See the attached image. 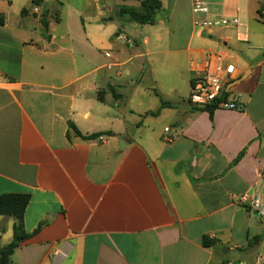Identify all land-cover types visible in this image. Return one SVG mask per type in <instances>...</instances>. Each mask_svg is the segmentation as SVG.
I'll return each instance as SVG.
<instances>
[{
    "label": "crops",
    "instance_id": "0c3cea01",
    "mask_svg": "<svg viewBox=\"0 0 264 264\" xmlns=\"http://www.w3.org/2000/svg\"><path fill=\"white\" fill-rule=\"evenodd\" d=\"M43 1L0 0V195L31 196L11 264H264L237 202L264 201V0H161L146 26L117 15L138 0ZM195 1L239 25L196 27ZM217 56L240 110L189 104Z\"/></svg>",
    "mask_w": 264,
    "mask_h": 264
},
{
    "label": "built area",
    "instance_id": "2783aa9c",
    "mask_svg": "<svg viewBox=\"0 0 264 264\" xmlns=\"http://www.w3.org/2000/svg\"><path fill=\"white\" fill-rule=\"evenodd\" d=\"M192 11L196 17L203 14L208 18L205 20L194 19V25L203 29L204 31H211L219 28H236L240 21L237 18H230L223 15H212L210 7L207 3L195 1L193 3ZM213 17L212 19L209 17ZM259 17L264 22V2L259 11ZM122 40L128 42L126 37H120ZM109 56V54H107ZM237 78V69L232 63H225L222 57L217 56L214 59L210 58L206 69L203 73L196 77L191 86L189 96V104L195 109H208L215 107V109L240 110L241 95L238 92L226 89L227 85L234 82ZM166 133L170 132L167 128ZM107 137L101 135L99 140L106 141ZM177 139L176 134H172L166 140L172 141ZM238 204L248 206L253 212H256L261 217H264V201L260 197L253 194H245L239 197ZM234 264H247L246 262H237Z\"/></svg>",
    "mask_w": 264,
    "mask_h": 264
},
{
    "label": "trees",
    "instance_id": "16d2710c",
    "mask_svg": "<svg viewBox=\"0 0 264 264\" xmlns=\"http://www.w3.org/2000/svg\"><path fill=\"white\" fill-rule=\"evenodd\" d=\"M138 1L140 2L139 9L122 7L117 15L128 16L131 22L141 26L155 25L156 15L158 14V12L162 11L163 8L161 0H138ZM43 2H44L43 0H33V5L41 6ZM110 20H114V17H111ZM4 24H5L4 19L0 17V26ZM43 25H44V29L47 30L48 24L46 21H43ZM162 106L167 107V106H171V104L164 102L162 103ZM214 109L215 107H209L208 109H198V110L208 111L212 114ZM94 137L96 138L97 136ZM241 156L238 158L237 162L241 159ZM30 200H31V196L28 194L0 195V216L13 217L17 221L14 226L13 241L6 246L0 245V264H11L10 257L19 248L20 244L30 237V235L26 233L24 227V215L30 203ZM256 240H260V238ZM204 244L206 246H211L212 242L209 241L208 239H205Z\"/></svg>",
    "mask_w": 264,
    "mask_h": 264
},
{
    "label": "water",
    "instance_id": "95a60500",
    "mask_svg": "<svg viewBox=\"0 0 264 264\" xmlns=\"http://www.w3.org/2000/svg\"><path fill=\"white\" fill-rule=\"evenodd\" d=\"M233 86H234V84L232 83L230 87H233Z\"/></svg>",
    "mask_w": 264,
    "mask_h": 264
}]
</instances>
